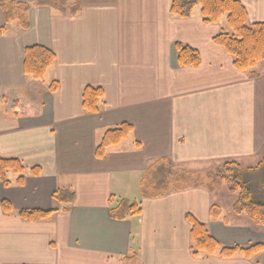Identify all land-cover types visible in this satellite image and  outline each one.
<instances>
[{
    "label": "crops",
    "instance_id": "crops-1",
    "mask_svg": "<svg viewBox=\"0 0 264 264\" xmlns=\"http://www.w3.org/2000/svg\"><path fill=\"white\" fill-rule=\"evenodd\" d=\"M16 1L31 9L27 29L6 24L0 10V155L42 173L28 174L21 187L16 176L11 187L0 183V264H264V249L252 258L192 255L187 215L224 246L264 247V228L226 214L213 191L143 192L163 160L189 173L230 162L256 169L250 175L264 172V64L256 78L236 70L214 43L224 23L205 24L200 8L188 19L174 17L173 0H78L75 14L37 6L43 0ZM237 1L249 25L264 22V0ZM177 44L199 52V68L178 66ZM35 45L56 55L40 82L24 73V51ZM86 87L105 92L97 114L83 108ZM15 100L23 114L15 113ZM125 123L131 135L97 158L105 133ZM59 188L75 193L68 211L53 201ZM121 200L141 213L112 219ZM212 205L221 207L219 221L210 219ZM54 208L41 222L18 215Z\"/></svg>",
    "mask_w": 264,
    "mask_h": 264
},
{
    "label": "trees",
    "instance_id": "trees-1",
    "mask_svg": "<svg viewBox=\"0 0 264 264\" xmlns=\"http://www.w3.org/2000/svg\"><path fill=\"white\" fill-rule=\"evenodd\" d=\"M67 0H43L37 6H47L60 11L63 14L69 12L75 14L80 10V2L75 0L73 5L67 8ZM200 8L203 22L207 25L219 24L226 17L230 32L222 29L214 38V43L223 48L234 61V67L239 72H248L251 78L259 77L255 70L264 64V22L249 25L245 7L237 0H173L170 12L174 17L188 19L195 9ZM31 5L19 3L16 0H0V10L3 12L6 24L18 22L23 29L29 27L28 12ZM6 28L0 30L4 34ZM177 64L181 68H199L201 56L198 51L177 44L175 46ZM56 55L49 49L35 45L27 47L24 51V73L34 81H43L47 71L54 65ZM59 88L58 82H53L49 88L55 93ZM105 92L100 87H86L83 90V108L89 114L99 113L104 102ZM23 102L15 100L13 109L16 114H23ZM133 132L131 124L108 130L101 142L96 147L95 155L103 159L111 147L119 145ZM259 168V167H258ZM257 168V169H258ZM256 169H243L237 163L230 162L210 170L189 173L175 170L171 162L161 161L155 164L150 171L148 186L143 188L146 194L150 191L152 197L165 196L172 190H184L191 187H205L210 191L219 189L224 184L229 193L236 195L232 211L235 215H245L255 225L264 228V183L263 198L257 200L249 182L245 179L246 173H252ZM41 168L28 169L18 159H5L0 155V183L5 187H11V176H16V185L21 187L25 183L28 174L40 176ZM148 187V188H147ZM75 199V193L70 189L59 188L53 194V201L63 206L68 211L67 205H71ZM1 207L6 214L13 212L9 201H2ZM60 209L51 210H21L20 218L25 222H41L47 220ZM141 213L137 204L127 200H121L119 204L110 210V216L114 220H125L129 216ZM222 216L221 207L212 205L210 219L219 221ZM186 220L190 225L191 253L194 257L218 255L222 259H231L238 255L252 258L260 253L262 245L249 246H224L220 244L210 233L208 227L197 221L193 216L187 215Z\"/></svg>",
    "mask_w": 264,
    "mask_h": 264
},
{
    "label": "rangeland",
    "instance_id": "rangeland-1",
    "mask_svg": "<svg viewBox=\"0 0 264 264\" xmlns=\"http://www.w3.org/2000/svg\"><path fill=\"white\" fill-rule=\"evenodd\" d=\"M221 23H224V29L228 32H230V29L227 25L226 17H223L221 20ZM251 176V177H250ZM245 179L249 182L250 187L253 191L254 197L257 200H262L263 198V183H264V172L257 173L256 175H253L250 173L245 174ZM219 189H215L213 191V199L215 202L220 203L223 206V209L226 214L232 213V204L234 200L236 199V195L229 193L226 189L221 191Z\"/></svg>",
    "mask_w": 264,
    "mask_h": 264
}]
</instances>
